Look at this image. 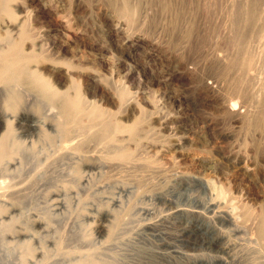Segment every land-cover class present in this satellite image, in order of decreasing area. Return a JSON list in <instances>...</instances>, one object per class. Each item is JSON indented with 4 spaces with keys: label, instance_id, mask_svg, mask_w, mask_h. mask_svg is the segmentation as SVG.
Wrapping results in <instances>:
<instances>
[{
    "label": "rangeland",
    "instance_id": "374dc122",
    "mask_svg": "<svg viewBox=\"0 0 264 264\" xmlns=\"http://www.w3.org/2000/svg\"><path fill=\"white\" fill-rule=\"evenodd\" d=\"M105 1L109 2V0H105ZM105 1L104 0H56V1L55 0H22L18 4L19 10H17L16 14L19 19L21 17L20 19L21 21L24 20L25 18L28 17L30 18L28 14L29 15L32 14L33 17L31 16V18L33 19L28 18L29 21L28 19L24 21L23 27L24 28L28 27L33 30V31L31 30L32 32L35 33L37 32V34L40 35L47 33L45 36L41 35L43 36V40L45 39L43 42L44 43L48 42V44L54 43V46L61 47L62 54L63 55L65 54V57L68 60L72 61L73 68L71 67L70 70L73 71L72 78L73 79L75 78L74 80L76 81H73V79L71 80V82L70 80L69 81L67 80L66 81L67 84L65 83V88L70 87V90L73 91L76 89L78 83L80 85V88L82 89V92L85 90L83 93L85 92L88 93L87 96L90 100L93 97L92 100L95 99L98 103L100 102L99 104H102L103 102L102 100H104L102 105L108 108L111 107V109L114 111H117V109L114 108V105L111 102L113 100H111L110 97L113 93H116L113 94L116 95V97L118 94H120L122 97H126V96L128 97V95H130V99H131L133 96L136 97L135 95H137L136 93L137 91H141L138 92L137 95L140 98L136 97L138 103L140 104L139 106L140 111L136 113L137 114L136 116L130 118V121H128V123L133 124L134 122H137V120H140L141 133L143 135L142 140L148 143L151 142L149 143L150 145L153 146L156 145L155 146L156 148H153V150L144 149L141 152L139 151V153L137 152V154H139L137 155L138 156L137 159L146 160L148 164L150 163V165H152L153 169L154 167L156 168L157 171L156 174L151 173V175L153 176L151 177V179L153 178L154 180L152 181L150 180V182L152 183H150L148 180L149 183L145 181L144 184L142 183L138 185L131 184L134 186L131 185L129 186L133 189H131L129 186H126L125 189H123V192H121L122 190V186L120 187L121 183H117L115 182V180L117 176L119 177L120 180L122 178L128 179L127 178L128 176L129 179H131L132 177L130 178V175L126 176L127 174L126 171H120V170L117 171L114 169L110 170L109 168L100 167V165L98 164L93 165V163L92 164L90 163L88 164V166L85 167L86 169H83L82 174L88 180L90 179L93 180L85 182L84 184L79 186L76 184V180H75L76 176L73 175L75 177L74 178L72 175L69 174L72 172L71 167L75 165V162H77L78 159L73 158V160H75L73 161L72 158L70 159L66 158L67 159L65 160L66 162L62 161L63 163L60 162L55 167V169L59 167L57 170L59 173L60 170H62L63 168V171H65V173H60L63 176L58 175L53 178L51 177L52 180L49 179V181H51L50 183L49 181L39 182V184L41 183L42 188L39 187L38 183H36V185L38 186L34 185L33 186L34 188L32 187L33 190H31L32 192L30 191V193L33 195L36 192L35 196L31 195L32 196L31 197L29 194L28 199L26 200L28 201V203L26 201H24L25 204L23 203L25 207L22 206L20 207V209H18L20 205L17 203L19 206H17L16 208L17 210L15 211L16 217H14L15 214L13 213L11 214L13 215L12 218L17 219V217H19L20 214L21 215L23 214V216L21 217L20 215V219L18 218L17 222H15L14 225H16L17 227L16 226L14 227V225L12 226V228H15L12 229L14 232L11 233L12 230L10 232L9 231L5 232L3 231L2 228H0V264H18L19 256L24 254L26 252V249L22 245L18 247H13V246H15L14 244L18 242L19 243L22 242V240L24 241L32 240L31 241L33 244L32 246H35L33 249L39 251L36 252L35 250V252L39 254V256L37 254L38 257H40L42 252L47 253L50 250V252L47 253L48 255L42 253V256H44V258L46 256H49L52 263L50 262L49 258H47L48 261L45 260L46 258L45 259L43 258L47 262L44 263V260L42 258L40 260L39 258L35 257V253H34V257L40 260V261L37 260L36 261L38 263L42 261L44 264H53V262L57 264L55 261H57L58 259L61 260V264H70L72 263L71 261L73 260V258L74 260H76L75 258L77 257L75 255L74 256L60 255L63 252H65V250L66 252L68 250H70L68 252H72L74 250L75 251L77 250L76 247L78 248V250L80 249L86 250L88 248H92V249L94 248V250H97L98 252L99 250L102 249L103 246H107L109 243H112L111 246L110 244L108 245V247H110V252L113 253L115 256L120 257L121 261L124 262L125 264H129V262L130 264H136V263L137 264L139 263L140 264H158V263L159 264H163V263L164 264H226V263L247 264L248 262L250 263L252 254L251 252L247 251L246 249L247 244H243V242L242 243L240 242L241 243L239 245L240 247L236 245L233 246L234 249L233 247L232 248L225 247L224 244L225 240L219 237L221 235L219 233L223 232L226 234L228 233L229 230L227 227L228 225L226 223V220L224 219V217H222L224 215L223 210L225 209L219 210L218 208H215L213 204L211 205V203H213V200H215V198L217 199L218 196L217 191L222 187H227L229 183V182L227 183L228 179L229 180L234 179V181L237 182L236 184L234 183L236 187L239 186L240 187V189L238 187L239 190L245 191L249 201L255 203V205L259 204L261 202L260 200L264 198L262 193V189H264V182L261 179V175L258 176L257 173L256 175H252L248 177L246 175L243 176L244 174L241 173L240 165L230 161L226 163L227 157H229L233 152L235 153V151L248 150L249 152L248 151L247 152L250 154L251 151L253 150L251 155L254 159V163L256 162V164H258L257 165V168H259L258 170L262 171L264 168V163H262L264 161V138L263 139L260 138L259 134H255L250 129H248L247 123H245L246 126L244 125V123L241 122L239 124L230 123L225 113L217 109L218 108L217 104H219V102H221L226 96L229 97V95L236 94L239 90H243L241 88L247 89V87H250L251 86L250 84H252L251 80L253 79V76H255L259 72V70L257 72L254 64H252L254 67L251 65L252 68L250 67L251 70L249 69L250 65L247 62V60H245V56L243 57L241 43H239L240 40L238 36L242 32L248 33L250 30L252 32V30L254 31V29H257V27L254 28L255 25H253V27L251 24H250L251 26L249 25L250 27H248V25L245 26L244 15L246 14V10H244L245 9L244 0H236V1L235 0H122V1L110 0V3H105ZM111 1H116L117 4ZM255 1L251 0L249 6H251L252 2H253L252 4L254 5ZM258 3H256V5L252 6L251 8L249 7L250 12L252 13L249 12L248 16L256 17L255 15L257 14V12L259 13V11L257 10L258 8H256ZM45 4H47V6ZM105 4L107 5L105 6ZM119 5H121L122 7L120 6L121 7L120 8ZM117 7L121 9L120 14H119L120 9L116 10ZM239 7H241V10ZM237 10H239L240 12ZM116 11L118 12L119 15L116 13ZM123 13H128L127 16L128 19L127 18L121 19L122 22L124 23V26L122 27L121 30H119L116 28V22L120 19L118 16H120ZM68 15L72 16L71 19L68 18L70 17ZM241 15H243V17ZM240 16L242 18H240ZM62 19L63 20L66 19L68 21L70 19L71 24L69 25L71 26V28L69 27L67 30V28L64 25L67 22H65L66 20L63 22ZM229 20L230 21L233 20V23H235L234 26H232L233 30H231L230 28L231 24H228L229 26L226 25L227 23H230ZM241 29L242 31H240ZM125 38L129 39V42L127 43L121 42ZM56 44H58V46ZM130 45H133L136 49L134 51H131L129 49ZM204 50L206 51V53ZM66 68L65 67L61 69L58 68V70L63 72L66 71ZM243 70H245L246 74L249 72L248 75L250 76L252 75V76L250 77L246 75ZM181 74H186V76L188 77L187 82L186 81L183 82L180 80ZM217 77L219 79V81L218 79L217 81L219 82V84L221 83L220 85L222 87L220 89V92L217 93L208 90L206 87H204V85L201 82V80L204 78L216 79ZM223 89L224 91H222ZM28 93L29 92H27V94L25 95L23 94L24 95L23 99L26 98L27 96L29 97L24 99L25 103L27 102L28 103L25 104L26 107L22 105V107H25L20 109L22 112L19 110L17 114H15V112L13 111L12 113H10L11 115H13V113L15 114L14 116L16 117V120L14 121H15V125L17 124L15 127H18L19 130L17 131V133L18 132L20 133V134L18 133L20 138L24 136V138H21L24 139V141L29 140L28 139L29 137L31 139L37 138L38 131L34 126V124H36L37 121L35 120H38L40 117L39 122L43 121V115H44L43 114L44 111L43 112L36 111L34 107L35 106L34 102H36L34 101L35 96L33 94L30 95V93L29 94ZM2 96L3 95H0L1 102H2V98H1ZM3 97L5 99V96ZM29 99H31L32 101ZM97 99L100 100L98 101ZM105 101L106 102L108 101V103L105 104ZM45 103H46V109L44 110L46 112H50L49 111L50 109H47L48 106H49L48 108H51L50 105L47 106V104L50 102L45 101ZM3 104L5 105L4 102H2L0 105L2 106ZM22 104H24V101L22 102ZM153 105H155V108ZM1 106L0 108L2 109H0V114L2 113L4 117V113H7V111L4 109V107ZM3 109L5 110V112L3 111ZM25 110H27V112ZM9 112H11V110L8 111V113ZM18 113H20L19 114L20 116L18 115ZM38 113L43 115H39ZM2 114L0 115L1 117ZM1 117H0V123H1L0 130H2L3 128L5 129V127H3L5 125L4 124L5 121L4 120L1 121ZM17 118L19 121H17ZM21 119L24 121H22ZM34 121L36 123L33 124ZM69 123L71 127L74 125L73 121H72L73 125H71V120ZM68 125L69 124H67V126ZM19 128L21 129V132ZM22 128H24V130H22ZM91 129L93 130L94 128ZM0 132L2 134V131ZM35 132L37 133L35 134ZM147 132L149 134V138H145V136L148 137ZM31 133L33 134L31 135ZM25 134H28V136ZM75 134L77 137H80L79 135H81V132ZM184 137H187L188 143H185L182 146V144L179 143L180 140ZM243 137L245 138L243 139ZM58 139L60 140V138ZM58 139H56L57 140L56 142L58 144H55L56 143L55 142L53 145L57 148L56 151H58L57 146L59 145L60 142V141L58 142ZM79 139H81V137ZM96 139L99 141V136L95 137V141H97ZM101 142H105V141L103 140ZM235 142L236 143L238 142L239 144L237 143L238 144L237 145ZM240 142L241 143L244 142V143L241 144ZM95 145L96 144H94V142L89 141L88 146L87 145L86 146L91 147L92 149L91 148L90 149L94 150L97 148V147L94 148ZM97 145L100 147V144ZM103 145L101 143V147ZM52 148H49L47 152H49L50 154L52 153L54 154V152H51L54 150ZM125 148H128L127 150L130 149L127 146ZM158 150L160 152H158ZM82 153L84 154V152ZM159 153L161 154L160 156ZM44 155L45 153L41 155L42 159H44ZM254 157L256 158L258 157L257 158L258 161ZM60 164L61 167L64 165L65 168L64 167L61 168ZM26 165L24 166L23 171L27 173V175L29 176H26V174H24L23 172L22 174L18 175V176L22 175L21 176L22 178L20 177L18 179V176H16L17 175L16 174L15 175L16 178L12 176V178L15 179L14 180L12 179V181L10 180V182L17 181L20 183L21 186V184L25 182V179L31 177V175L36 173V171L35 172L33 171L36 170L35 166L31 170L30 167H32V165L30 167L29 164ZM97 166L101 169L98 168V170H96ZM12 167L13 166H10L11 170L15 168ZM89 167H91V169H93L94 171L93 170L90 171L91 169ZM26 169L29 171L31 170V173H29L28 171L26 172ZM221 171L224 173H222ZM233 174H235V176ZM8 176L11 177L10 173H8ZM70 176L72 179L70 178ZM123 176H126V178ZM59 178L60 180L62 179V181L64 180L63 184L59 183ZM224 178H227V180H225ZM54 179L57 180L55 181ZM72 181L75 184V186L73 183H71ZM65 182H67L68 187L66 186ZM213 182L214 183L216 182L215 185ZM19 183L17 184L19 185ZM88 183L90 184L89 186ZM11 184L9 183L10 187L15 188L16 182L15 184L13 183L14 185L12 184V186ZM55 185L59 190H61L62 188L61 191L63 193L61 196H59V199L64 202V204H61L62 206L54 201L56 197L55 198L51 196L47 197L48 194L52 192L51 190H53L52 186ZM140 185L142 186L145 185V186L142 187ZM154 186L156 187V189ZM37 187L40 188V190L37 189ZM69 187L72 188L69 189ZM79 187L81 190L79 189ZM213 188L214 189L217 188V189L214 191L212 190ZM130 189L132 190L134 195L136 194V192L138 193L140 190V193H142L141 197L137 196L138 194L140 195V193L136 194L135 196L132 195ZM134 189H136L137 191L135 190L136 191L135 192ZM65 190L66 192L64 193ZM146 190L149 191L150 193L147 192ZM160 191L162 192L160 193ZM145 192L146 194H144ZM45 193L47 196H44ZM66 193H67L66 196L68 198H66L64 195ZM91 193L93 195H91ZM42 196L44 197L42 198ZM84 196H86L85 201H84L85 198ZM213 196L215 197L213 198ZM79 197L83 199L84 203L82 202V199ZM113 197H115L114 199H116L119 202V203L117 202L118 205L117 204L115 205V203L111 204L110 201L111 199H113ZM133 197L135 198L136 202L135 200L131 201L132 203L129 202L128 205L132 204L131 205L132 208L133 207L136 208V209L133 208V210L135 209L137 211L135 212V210L134 211L132 210V215L129 216L131 217L132 220L130 219L131 222L128 221L129 226L128 225L126 226V228L128 229L125 228L124 232H122L123 230L120 232L123 235L120 233H118V235L116 234L117 236L115 235L114 237L115 240H111L112 242L111 241L109 243L105 242L104 241L106 240L104 239L105 234L101 232L100 228L101 226L108 225L109 223H110L109 225H111L112 219L111 221L104 220V218L102 217L103 215L102 213L106 210H111V211L116 210V212L117 211L119 212L121 210L122 213L123 210H125L123 208H128L130 206V205L126 206V203L128 202V200L130 201V199L131 200L134 199ZM148 197H149V201L151 200L150 202L148 201ZM224 197H222L221 199L224 200ZM51 198L53 202H51ZM99 198L101 199L99 200ZM79 199L83 204L79 203L80 202ZM8 202L10 203V201ZM47 202L50 203V205ZM44 203H47L48 205H45ZM53 203L54 205H51ZM27 204L29 205L27 206ZM136 204H138L139 207ZM142 204L144 205L142 206ZM174 205L177 206L178 209ZM26 206L28 208H26ZM171 206L173 207V209ZM42 209H45L46 211ZM82 209H84V211ZM19 210L22 211H20L19 213ZM79 210L83 212L81 213L79 212ZM218 212H220V214ZM218 214L221 216H219ZM47 216L49 217L51 216L52 219ZM37 218L38 220H43L45 222V225L47 226H45L44 228L42 227L43 226L42 225L41 229H39L40 227L37 226L34 222L35 220H37ZM29 219L30 220L35 219V220L29 221ZM27 220L29 221V223L26 222ZM30 222L33 223L30 224ZM26 223H28V225L30 224V227L28 226L29 228L27 227ZM150 223L152 225L149 226L148 228L147 224L150 225ZM31 225L33 227L35 226L34 227L35 229H32L33 227ZM129 229H131V231ZM4 232L6 233L7 238L9 237L8 238L9 240L6 238L7 239L6 242L8 244L2 240V236L5 234ZM8 232L10 233V235ZM34 232L38 233V235L40 236L38 237L37 235V237L35 238L36 234L35 236H33ZM72 232L75 233L77 232L76 233L77 239L76 237L75 239L71 237ZM22 233L25 234L23 235ZM81 233H83L84 236L85 235L88 236L89 234L90 239L93 242L89 240L88 246L85 244L82 245L79 239H81L84 236H82L83 234ZM125 233L127 234V236ZM80 234L82 237L80 236ZM12 236L14 238L10 240ZM29 236L31 239L29 238ZM119 236L120 239L122 237L121 240L118 239ZM65 237L67 238L68 242L67 240H65L66 239ZM37 238L41 241V243L40 241H37L38 240ZM60 238L62 239L63 242V244L61 243L62 248L59 246L61 241ZM48 239L50 240L48 241ZM55 241L57 242L59 241V244L58 243L56 244ZM90 241L91 244H89ZM113 241H119L120 243L117 242L118 243L117 244L115 242L116 244L115 243L113 244ZM232 241L237 242L239 240L234 238V240L232 239ZM105 243L107 244L105 245ZM122 245L124 246L121 247ZM44 246L47 249H43ZM58 246L60 247V249H58L59 248ZM237 246H238V251H237ZM73 248L75 249L73 250ZM59 250L61 251V253L58 252ZM10 251H13V254L12 257L9 259L7 255L10 253ZM77 252H72V253H77ZM246 254H248V256ZM167 257L169 258V260ZM55 258L57 259L55 260ZM33 259L34 258H32L31 261L32 263L29 262L28 264H33V263L37 264V262H35V259L34 260ZM74 260L73 263L75 262ZM260 260H262L263 262L264 258L263 259L261 258Z\"/></svg>",
    "mask_w": 264,
    "mask_h": 264
},
{
    "label": "bare ground",
    "instance_id": "6f19581e",
    "mask_svg": "<svg viewBox=\"0 0 264 264\" xmlns=\"http://www.w3.org/2000/svg\"><path fill=\"white\" fill-rule=\"evenodd\" d=\"M22 0H0V95L2 96V102L5 103V105L1 106L4 107V109L7 111V113H4V117L2 114L1 117V121L4 120L5 121V125L3 127H5V129L3 128L2 130V134L0 132V228L3 229V231L7 232V231H11L12 226L15 224V222H17L18 218L20 219V215L19 217H17V219L12 218L13 215L11 214H15L16 212V208L17 206L18 209H20V207L24 206L25 207V202L28 199V196L30 194V191L33 190L32 187L38 186L36 185V183L39 184V182H43V181H49L52 180L53 177L58 176V175H62L60 173H65V171H63V168H65V166L63 165L61 167L62 170H60V173L57 171V169H55L56 165H58L60 162L63 163L62 161L66 162L65 160H67L66 158H77L78 161L75 162L74 166H70L72 169L71 173H69L70 175H75L76 176V184L77 185H82L85 182L88 181H92L93 179L88 180L85 176H83V169H86L85 167L88 166V164H92L93 165H100V167H104V168H109L110 170L114 169V170H120V171H126V176L130 175L127 177L128 179H124L122 178L121 180L119 179V177L117 176L115 182L117 183H121L120 187L122 186V190L121 192H123V189H125L126 186H129L131 184H144L145 181H147V183L150 182V180H154L153 178L151 179V177H153L151 175V173H155L156 174V168L152 167V165H150V163L148 164L146 160H140L137 159V152L139 153V151H143L144 149L148 150V149H152L156 148L153 145H150L149 143L151 142H145L144 140H142L143 135L141 133V128H140V124L141 121L137 120V122H134L133 124L128 123V121H130V118L136 116L137 112L140 111V104L138 103L137 98L139 96L138 92L141 91H137V95H135L136 97H132L130 99V95H128V97H122L120 94L117 95H113L116 93H111L112 95L111 97V101L114 105V108L117 109V111H114L111 109V107H106L103 104L104 100H102V104H99L95 99L90 100L88 98V93H83L82 89L80 88V85L77 83L76 89L71 91L70 87L69 88H65V83L66 81L73 79L72 78V72L70 69L72 67V61L68 60L65 57V54L63 55L61 50V47H56L54 46V43L52 44H48V42L44 43L43 41V36H45L46 34H41L43 36H41L40 34H37V32H32L33 30L26 27H23L24 21H26L28 18H25L24 20H20L17 16V10H19V2H21ZM56 1V0H55ZM105 1V0H104ZM117 1V0H116ZM116 1H111L117 4ZM122 1V0H121ZM236 1V0H235ZM251 0H244V5H245V9L246 10V14L244 15L245 17V26L248 25V27H250L252 25H255V27H257V29H254V31L251 30L247 33L242 32L238 37L241 43V49L243 51V57L245 56V60H247V62L249 63V69L251 70L252 68V64L255 65L256 70L259 72L253 76V79L251 80L252 84H250V87H247V89L245 88H241L243 90H239L236 94L233 95H229V97H225L221 102H219L218 108L220 111H222L223 113H225V115L228 117V120L230 123H247V127L248 129H250L253 133L255 134H259L260 138H264V0H254L255 3L254 5H256V3H258V7L256 6V8H258L257 10L259 11V13L257 12L254 13L256 14V17H251L248 16L250 9L252 6H254L251 3V6H249ZM253 1V0H252ZM32 2V1H31ZM47 2V1H46ZM45 2V3H46ZM56 3V2H55ZM105 3H110L106 2ZM120 3V2H119ZM118 3V4H119ZM123 3V2H122ZM232 3V2H231ZM235 3V2H234ZM44 4V3H43ZM104 4V3H103ZM233 4V3H232ZM47 6V4H45ZM57 5V4H55ZM62 5V4H61ZM107 4H105L106 6ZM111 5V4H110ZM115 5V4H114ZM42 6V5H41ZM45 6V7H46ZM109 6V5H108ZM118 6V5H117ZM121 5H119L120 7ZM33 7V6H32ZM43 7V6H42ZM49 7V6H48ZM110 7V6H109ZM115 7V6H114ZM117 7L116 10H119L120 8ZM242 7V6H241ZM241 7L240 10H241ZM28 8V6H27ZM44 8V7H43ZM52 8V7H51ZM65 8V7H64ZM68 8V7H67ZM231 8V5H230ZM235 8V7H234ZM38 9V8H37ZM30 10V9H29ZM85 10V9H84ZM256 10V9H255ZM21 11V9H20ZM66 11V10H65ZM68 11V10H67ZM235 11V10H233ZM239 11V10H237ZM252 11V9H251ZM60 12V11H59ZM240 12V11H239ZM256 12V11H253ZM35 13V12H34ZM64 13V12H63ZM74 13V12H72ZM116 13L118 14V12L116 11ZM121 13V9L119 11V14ZM252 13V12H250ZM21 14V13H20ZM52 14V13H51ZM58 14V13H57ZM56 14V15H57ZM66 14V13H65ZM118 14V15H119ZM113 15V13H112ZM117 15V16H118ZM28 16L33 17L32 14H28ZM70 16V15H68ZM67 16V17H68ZM128 13H123L120 16H118L119 20L116 22V28L121 30L122 27L124 26V23L122 22V18H127ZM231 16V15H229ZM228 16V17H229ZM243 17V15H241ZM240 16V18H242ZM53 17V16H52ZM72 16L68 17L71 19ZM116 17V16H115ZM237 17V16H236ZM24 18V17H22ZM29 18V19H30ZM36 18V17H35ZM54 18V17H53ZM64 18V17H63ZM113 18V17H112ZM230 18V17H229ZM238 18V17H237ZM250 18V19H249ZM28 19V21H29ZM33 19V18H31ZM58 19V18H57ZM63 20V22H67L65 23V27L68 28L71 26L69 24L70 20ZM106 19V18H105ZM128 19V18H127ZM15 20V21H13ZM38 20V19H37ZM226 20V19H225ZM31 22V21H30ZM228 22V21H227ZM231 24V30L232 26H234L235 23H233V20H229ZM250 22V23H249ZM226 23V22H225ZM237 23V21H236ZM63 24V23H62ZM251 24V25H250ZM238 25V24H237ZM250 25V26H249ZM61 26V24H60ZM63 26V25H62ZM77 26V25H76ZM229 26V25H228ZM44 27V26H43ZM239 27V26H236ZM244 27V26H243ZM251 27V28H252ZM241 28V27H240ZM229 29V27H228ZM236 29V28H235ZM234 29V30H235ZM32 30V31H31ZM245 30V28H244ZM248 30V29H247ZM63 31V29H62ZM219 31V30H218ZM227 31V29H226ZM242 31V29L240 30ZM42 32V31H41ZM65 32V30H64ZM235 32V31H234ZM56 33V32H55ZM64 34V33H63ZM70 34V33H69ZM68 34V35H69ZM127 34V33H126ZM236 34V33H235ZM53 35V34H51ZM67 35V36H68ZM237 35V34H236ZM225 37V36H224ZM68 38V37H67ZM124 38V37H123ZM230 38V37H229ZM47 39V37H46ZM237 39V38H236ZM145 40V39H144ZM229 41V39H228ZM238 41V40H237ZM50 42V41H49ZM55 42V41H54ZM121 42L123 43H127L129 42V39H124ZM236 43V42H235ZM212 44V43H211ZM231 44V43H230ZM58 46V44H56ZM238 45V44H237ZM234 47V46H233ZM237 47V46H236ZM239 47V46H238ZM65 48V47H64ZM240 48V47H239ZM129 49L131 51H134L136 48L133 45L129 46ZM212 49V48H211ZM214 49V48H213ZM127 50V49H126ZM146 50V49H145ZM215 50V49H214ZM64 51V50H63ZM205 51V50H204ZM213 51V50H212ZM241 51V50H240ZM127 52V51H126ZM131 53V52H130ZM206 53V51H205ZM213 53V52H212ZM205 55V54H204ZM209 55V54H208ZM215 55V54H214ZM217 55V54H216ZM203 56V55H202ZM210 56V55H209ZM240 57V56H239ZM200 59V58H199ZM198 59V60H199ZM75 60V59H74ZM197 61V60H196ZM195 61V62H196ZM204 61V60H203ZM244 61V60H243ZM200 62V61H199ZM246 62V61H245ZM80 63V62H79ZM207 63V62H206ZM243 63V62H242ZM204 64V63H203ZM50 65V66H47ZM199 65V64H198ZM252 65V66H251ZM246 66V64H245ZM248 66V65H247ZM66 68V71L61 72L60 70H58V68ZM192 67V66H191ZM206 67V66H205ZM251 67V68H250ZM254 67V66H253ZM73 68V67H72ZM186 68V67H185ZM190 69V68H189ZM247 69V70H249ZM173 70V69H172ZM177 70V69H176ZM191 70V69H190ZM201 70V69H200ZM194 71V70H193ZM203 71V70H202ZM245 72V70H243ZM81 73V72H80ZM197 73V72H196ZM203 73V72H200ZM249 73V72H248ZM248 73L245 74L248 75ZM251 73V72H250ZM175 74V73H174ZM203 75V74H202ZM74 76V75H73ZM177 76V75H176ZM180 76V75H179ZM250 76V75H248ZM246 76V77H248ZM252 76V75H251ZM250 76V77H251ZM155 77V76H154ZM153 77V78H154ZM166 77V76H165ZM75 79V78H74ZM73 81H76L74 80ZM218 77L216 79L214 78H208V79H202L201 82L204 85V87H206L208 90L212 91V92H220L221 87V83L219 84V79L217 81ZM97 80V79H96ZM163 80V79H162ZM180 80L183 82H187L188 81V77L186 76V74H181L180 76ZM247 80V78H246ZM140 82V81H139ZM182 82V83H183ZM249 82V81H248ZM250 83V82H249ZM67 84V83H66ZM97 84V83H96ZM140 84V83H139ZM167 84V83H166ZM223 84V83H222ZM245 84V83H244ZM119 86V85H118ZM133 87V86H132ZM95 88V87H94ZM84 89V88H83ZM139 89V88H138ZM233 89V88H232ZM103 90V89H102ZM238 90V89H237ZM92 91V90H91ZM90 91V92H91ZM96 91V90H95ZM224 91V89L222 90ZM226 91V90H225ZM228 91V90H227ZM27 92L31 94H33L35 96L34 104H35V109L38 112H46L44 109H46V103L45 101H49L50 103L47 104L50 105L51 108L49 111L50 112H46L43 114H39V115H43V121L39 122L38 120L37 123L34 121V126L38 131V135L37 138H28L30 140L24 141V136H22L20 138L19 134L17 133L18 127H15V121L16 117L14 116L15 114H17V112L21 109V108H25V100L26 98L23 99L24 95L27 94ZM109 92V91H108ZM28 93V94H29ZM225 93V92H224ZM24 94V95H23ZM32 95V96H33ZM133 95V94H132ZM107 96V94H106ZM141 96V95H140ZM109 97V98H110ZM142 97V96H141ZM108 98V99H109ZM140 98V97H139ZM164 98V97H163ZM107 99V100H108ZM1 100V99H0ZM4 100V101H3ZM31 100V99H29ZM98 100V99H97ZM100 100V99H99ZM98 100V101H99ZM110 100V99H109ZM24 101V104H22V102ZM28 101V100H27ZM32 101V100H31ZM1 102V101H0ZM1 102V103H2ZM161 102V101H160ZM0 103V104H1ZM108 103V101H105V104ZM30 104V101H29ZM28 104V105H29ZM33 104V105H34ZM111 104V103H110ZM153 104V103H152ZM156 104V103H155ZM22 105H24L25 107H22ZM216 105V104H215ZM216 105V106H217ZM110 106V105H109ZM155 108V105H153ZM32 107V106H31ZM33 107V109H34ZM29 108V106H28ZM26 108V109H28ZM113 108V107H112ZM113 108V109H114ZM216 108V107H215ZM2 109V108H0ZM3 109V111L5 112V110ZM56 111H55V110ZM115 109V110H116ZM158 109V108H157ZM8 113V111H10ZM24 110V109H22ZM15 112V114L13 113V115H11L10 113ZM21 111V110H20ZM27 112V110H25ZM216 111V110H215ZM2 112V111H1ZM22 112V111H21ZM35 112V111H34ZM221 112V113H222ZM25 113V112H24ZM37 113V112H36ZM48 113V114H47ZM0 114V115H1ZM6 114V115H5ZM20 113H18L19 115ZM35 114V113H34ZM33 114V115H34ZM220 114V113H219ZM25 115V114H24ZM36 115V114H35ZM6 116V117H5ZM17 116V115H16ZM20 116V115H19ZM18 116V117H19ZM8 117V118H7ZM29 117V116H28ZM162 117V116H161ZM12 118V119H11ZM14 118V119H13ZM22 118V117H21ZM227 119V118H226ZM22 120V119H21ZM42 120V119H41ZM70 120H71V125H74L71 127L70 126ZM132 120V119H131ZM213 120V119H212ZM3 121V122H4ZM17 121L18 118H17ZM16 121V122H17ZM24 121V120H22ZM73 121V123H72ZM27 122V121H26ZM146 122V121H145ZM209 123V122H208ZM1 124V123H0ZM3 124V123H2ZM21 124V122H20ZM26 124V123H25ZM28 124V123H27ZM67 124H69L67 126ZM166 124V123H165ZM31 125V124H30ZM22 126V125H21ZM149 126V125H148ZM207 126V125H206ZM246 126V125H245ZM26 127V126H25ZM88 127V128H87ZM142 127V126H141ZM234 127V124H233ZM21 128V127H20ZM19 128V129H20ZM32 128V127H31ZM34 128V129H35ZM91 128H94L93 130ZM212 128V127H211ZM91 129V130H90ZM22 130H24V128H22ZM32 130V129H31ZM85 130V131H84ZM209 130V129H208ZM4 131V132H3ZM34 131V130H33ZM233 131V130H232ZM241 131V130H240ZM250 131V132H251ZM21 132V129H20ZM25 132V131H24ZM81 132V135H79L81 137V139H79L80 137H77L75 133ZM84 132V133H83ZM143 132V131H142ZM149 132V131H148ZM147 132V134H148ZM235 132V130H234ZM242 132V131H241ZM26 133V132H25ZM37 132H35L36 134ZM83 133V134H82ZM232 133V132H231ZM29 134V133H28ZM28 134H25L28 136ZM33 133H31L32 135ZM34 134V135H35ZM212 134V133H211ZM233 134V133H232ZM242 134V133H241ZM145 135V132H144ZM235 135V134H234ZM30 136V135H29ZM99 136V141H95V137ZM262 136V137H261ZM26 137V136H25ZM237 137V136H236ZM246 137V136H245ZM243 137V139L245 138ZM60 138V140L58 139ZM145 138H149V134L148 137L145 136ZM144 138V139H145ZM189 138V137H188ZM56 139H58L59 145L58 147V151L57 148L54 145V143L57 141ZM240 139V138H239ZM259 139V138H258ZM261 139V140H262ZM94 140V141H92ZM105 141V142H101V141ZM235 140V139H234ZM246 140V139H245ZM260 140V139H259ZM94 142V144H96L94 146V150H91V147H87L88 146V142ZM135 141V142H133ZM142 141V142H141ZM144 141V142H143ZM237 141V140H236ZM241 141V140H240ZM29 142V143H28ZM234 142V141H233ZM101 143L103 145L101 147ZM188 143V139L187 137H184L180 140L179 144H185ZM236 143V142H235ZM238 143V142H237ZM236 143V144H237ZM241 143V142H240ZM244 143V142H242ZM241 143V144H242ZM55 144H58L57 142ZM92 144V143H90ZM100 144V147L97 145ZM154 144V143H153ZM239 144V143H238ZM237 144V145H238ZM87 145V146H86ZM166 145V144H165ZM129 147L130 149L127 150L128 148L125 147ZM160 146V145H159ZM53 147V148H52ZM56 149H55V148ZM237 147V146H235ZM49 148L54 149L51 152H54V154H50L49 152H47L49 150ZM91 148V149H90ZM165 148V147H164ZM231 148V147H230ZM51 149V150H52ZM234 149V147H233ZM231 149V150H233ZM242 149V148H241ZM249 149V148H248ZM164 150V149H162ZM56 151V153H55ZM248 151V150H247ZM247 151L244 150H238L235 151V153H232L229 157H227V162H233L235 164L240 165V169H241V173L244 174L243 176H252V175H256L258 173V176L261 175V179L264 182V168L262 171H259L257 168L256 162L254 163V159L251 155V153L249 154ZM84 152V154L82 153ZM158 152H160L158 150ZM44 155V159H42L41 155ZM105 153V154H104ZM110 154V156H109ZM112 154V155H111ZM114 154V155H113ZM161 154L159 153V156ZM41 157V158H40ZM256 158V157H254ZM258 158V157H257ZM256 158V159H257ZM261 159V158H260ZM70 160V161H72ZM158 160V159H157ZM263 160V157H262ZM75 161V160H73ZM258 161V159H257ZM217 162V161H216ZM262 162V161H261ZM95 163V164H94ZM225 163V164H226ZM258 163V162H257ZM264 163V161L262 162ZM26 164H29V167L32 165V167H30V169L32 170V168L35 166L36 170H33L34 172L36 171L35 174L31 175V177H28L27 179H25V182L21 184L15 181L16 184L19 183V187L15 184V182H10V180L12 181V179L14 180L16 178V176H18L19 174H22L23 168ZM72 164V163H71ZM230 164V163H229ZM228 164V165H229ZM232 164V163H231ZM151 167H150V166ZM227 165V166H228ZM234 165V164H233ZM237 165V166H238ZM10 166H13L12 168H14L13 170L10 169ZM28 166V165H26ZM90 166V165H89ZM231 166V165H230ZM235 166V165H234ZM236 166V167H237ZM28 167V168H29ZM54 167V168H53ZM95 167V166H94ZM150 167V169H149ZM263 167V164H262ZM27 168V167H26ZM52 168V170H51ZM67 168V167H66ZM91 169V167H89ZM98 166L97 169L98 170ZM238 168V167H237ZM69 169V167H68ZM101 169V168H99ZM223 169V168H222ZM239 169V168H238ZM261 169V167H260ZM31 170H27L29 173H31ZM65 170V169H64ZM88 170V169H87ZM93 169H91L90 171H92ZM206 170V169H205ZM225 170V169H224ZM223 170V171H224ZM230 170V167H229ZM233 170V169H231ZM14 171V172H13ZM69 171V170H68ZM94 171V170H93ZM107 172V171H106ZM222 172V171H221ZM237 172V171H236ZM8 173H10L11 177L8 176ZM101 173V172H100ZM108 173V172H107ZM159 173V172H158ZM224 173V172H222ZM240 173V174H241ZM17 174V175H16ZM24 174L27 175V173L24 172ZM119 174V173H118ZM226 174V172H225ZM224 174V176H225ZM232 174V173H231ZM16 175V176H15ZM93 175V174H92ZM106 175V174H105ZM111 175V174H110ZM108 175V176H110ZM117 175V174H116ZM120 175V174H119ZM235 176V174H233ZM15 177V178H12ZM22 176V175H21ZM18 176V179L21 177ZM63 176V175H62ZM121 176V175H120ZM126 176H123L126 178ZM52 177V178H51ZM74 177V176H73ZM93 177V176H92ZM91 177V178H92ZM221 177V176H220ZM227 177V176H226ZM22 178V177H21ZM71 178V176H70ZM75 178V177H74ZM108 178V177H106ZM114 178V177H113ZM162 178V177H160ZM228 178V177H227ZM227 178H224L225 180H227ZM237 178V177H236ZM17 179V180H18ZM58 179V178H57ZM57 179H54L55 181ZM72 179V178H71ZM97 179V178H96ZM249 179V178H248ZM252 179V178H251ZM256 179V178H255ZM149 180V182H148ZM196 180V179H195ZM216 180V179H215ZM62 179L60 180L59 178V183L63 184L64 180L62 182ZM74 181V179H73ZM73 181L71 183H73ZM102 181V180H101ZM158 181V180H157ZM222 181V179H221ZM261 181V180H260ZM51 181H49L50 183ZM97 182V181H96ZM163 182V181H162ZM217 182V181H216ZM215 182V183H216ZM229 182V183H228ZM262 182V183H263ZM9 183L11 184H15V188L10 187ZM53 183V182H52ZM51 183V184H52ZM66 186H67V182ZM91 183V182H90ZM111 183V182H110ZM152 183V182H150ZM155 183V182H154ZM214 183V182H213ZM214 183V185H215ZM220 183V182H219ZM227 187H222L217 191V199L215 198V200H213V203H211V205L213 204V206H215V208H218L219 210L225 209L223 210V216L224 219L226 220L227 223V227H228V233H219L221 234L219 237L223 238V240H225L224 244L225 247L228 248H232L233 246L236 245H240L242 242L243 244H247L246 249L247 251L251 252L252 254V258L249 264H264V261L262 262V260H260L261 258H264V198H262V200H260L261 202L257 205H255V203L250 202L248 199V196L246 194L245 191L243 190H239L238 187H236V183L233 180H227ZM235 183V184H234ZM11 184V186H12ZM13 184V185H14ZM54 184V183H53ZM58 184V183H56ZM74 184V183H73ZM96 184V183H95ZM156 184V183H155ZM159 184V183H158ZM162 184V183H161ZM160 184V185H161ZM180 184V183H179ZM195 184V183H194ZM200 184V183H199ZM198 184V185H199ZM208 184V183H207ZM240 184V183H239ZM6 185V186H5ZM8 185V186H7ZM87 185V184H85ZM90 184L88 183V186ZM104 185V184H103ZM102 185V186H103ZM135 185V186H136ZM159 185V186H160ZM221 185V184H220ZM17 186V187H16ZM63 186V185H62ZM61 186V187H62ZM75 186V184H74ZM134 186V185H131ZM142 186V185H140ZM139 186V187H140ZM145 186V185H144ZM142 186V187H144ZM157 186V185H156ZM14 187V186H13ZM39 187H41V183L39 184ZM44 187V186H43ZM49 187V186H48ZM53 190H51L52 192H50V194H48V196L45 195L44 196H51V197H56L54 199V201L58 204H64L63 201H61L59 199V196L62 195V188L61 190H59L56 185L52 186ZM51 187V189H52ZM57 189H56V188ZM68 187V186H67ZM87 187V186H86ZM107 187V186H106ZM130 187V186H129ZM150 187V186H149ZM148 187V188H149ZM155 187V186H154ZM258 187V186H257ZM34 188V187H33ZM42 188V187H41ZM65 188V187H63ZM72 187H69V189ZM75 188V187H73ZM131 188V187H130ZM137 188V187H136ZM263 188V187H262ZM36 189V188H35ZM37 189L40 190V188L37 187ZM50 189V188H49ZM55 189V190H54ZM80 189V187H79ZM88 189V188H87ZM108 189V188H107ZM106 189V192H107ZM120 189V188H119ZM133 189V188H131ZM131 194H133L132 190ZM140 189V188H139ZM138 189V190H139ZM156 189V187H155ZM160 189V188H159ZM163 189V188H162ZM198 189V188H197ZM210 189V187H209ZM208 189V190H209ZM217 189V188H216ZM216 189H212V190H216ZM242 189V188H241ZM259 189V188H258ZM48 190V189H46ZM81 190V189H80ZM84 190V189H83ZM82 190V191H83ZM129 190V189H128ZM136 189H134L135 191ZM178 190V189H177ZM261 190V189H260ZM36 191V190H35ZM38 191V190H37ZM42 191V190H41ZM68 191V189H67ZM72 191V190H71ZM86 191V190H85ZM88 191V190H87ZM100 191V190H99ZM102 191V188H101ZM110 191V190H109ZM137 191V190H136ZM135 191V192H136ZM147 191V190H146ZM152 191V190H151ZM156 191V190H155ZM159 191V190H157ZM167 191V190H166ZM194 191V190H193ZM32 192V191H31ZM46 192V191H45ZM48 192V191H47ZM66 192V190L64 191V193ZM80 192V191H79ZM94 192V191H93ZM92 192V193H93ZM134 192V193H135ZM149 192V191H147ZM153 192V191H152ZM162 191H160L161 193ZM172 192V190H171ZM174 192V191H173ZM36 193V192H35ZM35 193L33 196H35ZM44 193V192H43ZM91 193V195H93ZM96 193V192H95ZM98 193V192H97ZM140 193V190L139 192ZM136 192V194H138ZM150 193V192H149ZM157 193V192H156ZM167 193V192H166ZM169 193V192H168ZM200 193V192H199ZM262 193L264 196V189H262ZM90 194V193H89ZM130 194V193H129ZM135 194V195H136ZM138 194L137 196L141 197ZM146 194V192L144 193ZM186 194V193H185ZM213 194V193H212ZM66 198H68L66 194H64ZM134 195V196H135ZM148 195V193H147ZM153 195V194H152ZM159 195V194H158ZM42 196V198L44 197ZM96 196V195H95ZM120 196V195H119ZM136 196V197H137ZM156 196V195H155ZM197 196V195H196ZM212 196V195H211ZM225 196V197H224ZM32 197V196H31ZM38 197V196H37ZM84 201L86 199V196H84ZM89 197V196H88ZM104 197V196H103ZM129 197V196H128ZM154 197V196H153ZM191 197V195H190ZM215 196H213L214 198ZM224 197V200H222L221 198ZM65 198V199H66ZM81 198V197H79ZM115 197H113V199H111V204L115 203V205L117 204V200L114 199ZM117 198V197H116ZM121 198V197H119ZM132 198V197H131ZM134 198V197H133ZM138 198V197H137ZM136 198V199H137ZM151 198V197H150ZM170 198V197H169ZM47 199V198H45ZM82 199V198H81ZM88 199V198H87ZM98 199V198H97ZM101 198H99L100 200ZM105 199V198H104ZM128 199V198H127ZM140 199V198H139ZM167 199V198H166ZM36 200V198H35ZM43 200V199H42ZM49 200V199H47ZM134 199H130V201L128 200V202L126 203V206L128 205L129 202L134 201ZM144 200V197H143ZM142 200V201H143ZM165 200V199H164ZM175 200V199H174ZM10 201V203L8 202ZM79 203H81V200L79 199ZM83 199L82 202L84 203ZM120 201V199H119ZM139 201V200H138ZM141 201V202H142ZM148 201H149V197H148ZM151 201V200H150ZM149 201V202H150ZM28 203V201H26ZM40 202V201H39ZM46 202V200H45ZM51 202L52 198H51ZM91 202V201H90ZM93 202V201H92ZM101 202V201H100ZM136 202V200H135ZM147 202V201H146ZM177 202V201H174ZM19 205H18V204ZM24 203V204H23ZM48 203V202H47ZM44 203L45 205H50V203ZM81 203V204H83ZM97 203V202H96ZM119 203V202H118ZM125 203V201H124ZM132 203V202H131ZM139 203V202H138ZM166 203V202H165ZM30 204V203H29ZM27 204V206L29 205ZM39 204V203H37ZM43 204V206H44ZM104 204V203H103ZM134 204V203H133ZM255 206H254V205ZM33 205V204H31ZM36 205V204H35ZM51 205H54L51 204ZM79 205V204H78ZM99 205V204H98ZM106 205V204H105ZM118 205V204H117ZM130 205V204H129ZM128 205V206H129ZM132 205V204H131ZM129 206L128 208H123L125 210H123V212L121 213V210L118 212L115 211H111V210H106L104 211L102 214V217L104 218V220H110L112 219L111 225H103L101 226L100 230L103 234H105V238L106 240H104L105 242L109 243L111 240H115V235L118 233H120L122 230V232H124L126 226H129V222L131 217H129L130 215H132V206ZM138 206V204H136ZM133 205V206H136ZM144 204H142L143 206ZM178 205V204H177ZM186 205V204H185ZM26 206V208H28ZM62 206V205H61ZM73 206V205H72ZM175 206V205H174ZM179 206V205H178ZM74 207V206H73ZM80 207V206H79ZM99 207V206H98ZM139 207V206H138ZM137 207V208H138ZM141 207V206H140ZM172 207V206H171ZM170 207V208H171ZM177 209L178 207L175 206ZM44 208V207H43ZM47 208V207H46ZM53 208V207H52ZM50 208V209H52ZM145 208V207H144ZM193 208V207H192ZM213 208V207H212ZM25 209V208H24ZM56 209V208H55ZM64 209V208H63ZM74 209V208H73ZM91 209V208H90ZM96 209V208H95ZM98 209V208H97ZM115 209V208H114ZM136 209V208H135ZM134 209V210H135ZM173 209V207H172ZM186 209V208H185ZM197 209V208H196ZM195 209V210H196ZM26 210V209H25ZM24 210V211H25ZM45 210V209H42ZM81 210V209H80ZM79 210V212H81ZM84 211V209H82ZM133 210V211H134ZM143 210V209H142ZM181 210V209H180ZM188 210V209H187ZM22 210H19V213ZM46 211V210H45ZM82 211V212H83ZM92 211V210H91ZM100 211V210H99ZM137 210H135L136 212ZM140 211V210H139ZM171 211V210H170ZM190 211V210H189ZM194 211V210H193ZM218 211V210H217ZM77 212V211H76ZM81 212V213H82ZM173 212V211H172ZM175 212V211H174ZM215 212V211H214ZM189 213V212H188ZM207 213V212H206ZM213 213V212H212ZM220 214V212H218ZM222 213V212H221ZM49 214V213H48ZM63 214V213H62ZM137 214V213H136ZM182 214V213H181ZM218 214V215H219ZM143 215V214H142ZM141 215V216H142ZM151 215V214H150ZM23 216V214L21 215V217ZM26 216V215H25ZM73 216V215H72ZM92 216V215H91ZM100 216V215H98ZM135 216V215H134ZM133 216V217H134ZM191 216V215H190ZM194 216V215H193ZM216 216V215H214ZM221 216V215H219ZM14 217H16V214L14 215ZM31 217V216H28ZM36 217V216H35ZM42 217V216H41ZM49 217V216H47ZM74 217V216H73ZM72 217V219H73ZM101 217V218H102ZM140 217V216H139ZM143 217V216H142ZM141 217V218H142ZM221 217V218H222ZM51 218V216L49 217ZM76 218V217H75ZM95 218V217H94ZM167 218V217H166ZM178 218V217H177ZM210 218V217H209ZM216 218V217H215ZM9 219V220H8ZM52 219V218H51ZM98 219V218H97ZM137 219V218H136ZM143 219V218H142ZM169 219V218H168ZM33 220V219H31ZM29 219V221H31ZM35 220V219H34ZM33 220V221H34ZM132 220V219H131ZM139 220V219H138ZM191 220V219H190ZM216 220V219H215ZM224 220V222H225ZM22 221V218H21ZM29 221L27 220L26 222L29 223ZM53 221V220H52ZM71 221V220H70ZM129 221V222H128ZM146 221V220H145ZM144 221V223H145ZM20 222V221H19ZM35 224L37 226H39L41 229V226L45 228V222L43 220H35L34 221ZM89 222V221H88ZM87 222V223H88ZM178 222V221H177ZM223 222V221H222ZM30 227V224H32L30 222V224L28 225ZM143 223V222H142ZM216 223V221H215ZM225 223V224H226ZM77 224V223H76ZM101 224V223H100ZM107 224V223H106ZM163 224V223H162ZM99 225V224H98ZM152 224L150 223V225L147 224L148 228L149 226H151ZM16 225H14L15 227ZM32 226V225H31ZM67 226V225H66ZM71 226V225H70ZM79 226V225H78ZM131 226V225H130ZM162 226V225H161ZM167 226V225H166ZM195 226V225H194ZM17 227V226H16ZM28 227V228H29ZM33 227V226H32ZM35 227V226H34ZM32 229H35V228ZM77 227V226H76ZM132 227V226H131ZM144 227V226H143ZM146 227V226H145ZM189 227V226H188ZM222 227V226H221ZM38 228V227H37ZM73 228V227H72ZM198 228V227H197ZM196 228V229H197ZM17 229V228H16ZM43 229V228H42ZM70 229V228H69ZM75 229V226H74ZM79 229V228H78ZM128 229V228H126ZM136 229V227H135ZM179 229V228H178ZM195 229V230H196ZM18 230V229H17ZM38 230V229H37ZM81 230V229H80ZM131 231V229H129ZM145 230V229H144ZM184 230V229H183ZM194 230V229H193ZM227 230V229H226ZM19 231V230H18ZM15 231V232H18ZM30 231V230H29ZM46 231V230H45ZM127 231V230H126ZM138 231V230H137ZM150 231V230H149ZM152 231V230H151ZM198 231V230H197ZM196 231V232H197ZM218 231V230H217ZM4 232V233H5ZM8 232V233H9ZM14 232L13 230L11 231V233ZM83 232V231H81ZM128 232V231H127ZM166 232V231H165ZM180 232V231H179ZM42 233V232H41ZM39 233V234H41ZM71 233V232H69ZM77 233V232H76ZM75 232H72L71 237L75 239V237L77 236ZM79 233V232H78ZM18 234V233H17ZM23 235L25 233H22ZM36 234V236H35ZM83 234V233H81ZM80 234V236H81ZM91 234V233H90ZM122 234V233H120ZM126 234V233H125ZM186 234V233H185ZM198 234V233H197ZM216 234V233H215ZM228 234V235H227ZM10 235V233H9ZM16 235V234H15ZM33 235V234H32ZM38 233L34 232L35 238L37 237ZM70 235V234H69ZM116 235V236H117ZM123 235V234H122ZM120 235V236H122ZM133 235V234H132ZM131 235V236H132ZM164 235V234H163ZM203 235V233H202ZM40 235H38L39 237ZM84 236V234L82 235ZM81 236V237H82ZM86 236V235H85ZM84 236V237H85ZM119 236V240L120 239ZM125 236V235H124ZM127 236V234H126ZM179 236V235H178ZM212 236V235H211ZM17 237V236H16ZM56 237V236H55ZM79 237V235H78ZM80 237V238H81ZM82 237L81 239H79V241L85 245L88 246V242L90 239V235L88 234V236H86L85 238ZM98 237V236H97ZM130 237V236H129ZM218 237V238H219ZM234 240V238H236L239 241H235L233 242L232 239ZM234 237V238H233ZM6 233L2 236V240L6 242V240L9 238H7ZM14 238L13 236L10 238V240ZM19 238V237H18ZM22 238V236H21ZM30 238V236H29ZM33 238V237H32ZM43 238V235H42ZM66 238V237H65ZM69 238V237H68ZM135 238V237H134ZM143 238V237H142ZM197 238V237H196ZM200 238V237H199ZM208 238V237H207ZM211 238V237H209ZM20 239V238H19ZM31 239V238H30ZM38 239V238H37ZM36 239V240H37ZM61 239V238H60ZM59 239V241H60ZM77 239V237H76ZM103 239V238H102ZM193 239V238H192ZM9 240V239H8ZM34 240V239H33ZM43 240V239H42ZM50 239H48L49 241ZM64 240V239H63ZM67 240V238L65 239ZM64 240V241H65ZM96 240V239H95ZM183 240V239H182ZM32 240L30 241H24L22 240V242H14L16 244H14L15 246L13 247H18L20 245H22L25 249L24 254L20 255L18 258V264H28L29 262L32 263V258L35 259V262L40 261L41 258L43 259L44 256H42V253L44 254L45 252H42L40 257L36 249H33L35 246H32ZM37 241H40L39 239ZM59 241H55L56 244H59ZM92 241V240H91ZM91 241L89 244H91ZM130 241V240H127ZM35 242V241H34ZM68 242V240H67ZM75 242V241H74ZM87 242V244H86ZM93 242V241H92ZM112 242V241H111ZM120 243L119 241H113L114 243ZM132 242V241H131ZM241 242V243H240ZM7 243V242H6ZM12 243V242H11ZM41 243V241H40ZM61 243L62 239L60 241V247H61ZM76 243V242H75ZM95 243V242H94ZM100 243V242H99ZM105 243V245L107 244ZM115 243V244H116ZM117 243V244H118ZM8 244V243H7ZM48 244V243H47ZM72 244V242H71ZM98 244V243H97ZM101 244V243H100ZM110 246L112 243H109ZM108 244V245H109ZM54 245V244H53ZM76 245V244H75ZM74 245V246H75ZM99 245V244H98ZM107 246H103L101 250H99L97 252V250H94V248H88L86 250H78V248L76 247L77 250L72 252H77V253H72V252H68L70 250H68L66 252H63L60 255H69V256H76L77 258H75L76 260L73 263V260L71 261L72 263L70 264H123L124 262L121 261L120 257L115 256L113 253L110 252V247ZM58 246V247H59ZM118 246V245H117ZM115 246V247H117ZM124 245H122L121 247H123ZM167 246V245H166ZM238 246H237V251H238ZM249 246V248H248ZM50 247V245H49ZM48 247V248H49ZM55 247V246H53ZM60 247L58 249H60ZM80 247V246H79ZM82 247V246H81ZM158 247V246H157ZM199 247V246H198ZM240 247V246H239ZM252 247V248H251ZM62 248V247H61ZM96 248V247H95ZM187 248V247H186ZM210 248V246H209ZM219 248V247H218ZM224 248V247H223ZM229 248V249H230ZM242 248V247H241ZM244 248V247H243ZM43 249H47L44 248ZM42 249V250H43ZM51 249V248H50ZM56 249V248H55ZM116 249V248H115ZM122 249V248H120ZM127 249V248H126ZM188 249V248H187ZM234 249V247H233ZM36 250V252H35ZM53 250V249H52ZM62 250V249H61ZM113 250V249H112ZM220 250V249H219ZM231 250V249H230ZM47 251V250H46ZM64 251V250H63ZM116 251V250H115ZM118 251V249H117ZM136 251V250H135ZM134 251V252H135ZM176 251V250H173ZM222 251V250H221ZM50 252V250H49ZM47 252V253H49ZM54 252V251H53ZM59 253H61V251H58ZM127 252V251H126ZM242 252V251H241ZM246 252V251H243ZM34 253H35V257L39 258H35L34 257ZM47 253H45V255H48ZM116 253V252H115ZM171 253V252H169ZM175 253V252H174ZM13 251H10V253L7 255V257L10 259L12 257ZM38 254V256H37ZM141 254V253H140ZM167 254V253H166ZM244 254V253H243ZM250 254V253H249ZM122 255V254H121ZM155 255V254H154ZM169 255V254H168ZM178 255V254H177ZM237 255V254H236ZM248 256V254H246ZM56 256V255H54ZM131 256V255H130ZM129 256V257H130ZM239 256V255H238ZM251 256V255H250ZM249 256V258H250ZM137 257V256H135ZM134 257V258H135ZM46 258V259H45ZM44 259L46 261H48L47 258H49V256H46ZM124 258V257H123ZM168 258V257H167ZM244 258V256H243ZM8 259V261H9ZM33 259V260H34ZM43 259V260H44ZM57 258H55L56 260ZM128 259V258H127ZM131 259V258H130ZM138 259V258H137ZM164 259V258H162ZM242 259V258H241ZM37 260V261H36ZM44 260V263L46 262ZM50 260V258H49ZM53 260V259H52ZM54 260V261H55ZM59 260V261H58ZM57 261H55L57 264H61V260L58 259ZM63 260V259H62ZM67 260V259H66ZM136 260V259H135ZM141 260V259H140ZM169 260V258H168ZM250 260V259H249ZM68 261V260H67ZM124 261V259H123ZM130 261V260H129ZM138 261V260H137ZM158 261V260H157ZM156 261V262H157ZM223 261V260H222ZM247 261V260H246ZM42 262V261H41ZM38 263L37 264H42V263ZM51 262V260H50ZM148 262V261H147ZM152 262V261H151ZM167 262V261H166ZM234 262V261H232ZM43 263V264H44ZM47 263V262H46ZM49 263V262H48ZM52 263V262H51ZM65 263V262H64ZM142 263V262H141ZM172 263V262H171ZM247 263V264H248ZM34 264V263H33ZM36 264V263H35ZM53 264H55L53 262ZM125 264V263H124ZM130 264V262H129ZM137 264V263H136ZM140 264V263H139ZM159 264V263H158ZM164 264V263H163ZM227 264V263H226ZM244 264V263H243Z\"/></svg>",
    "mask_w": 264,
    "mask_h": 264
}]
</instances>
